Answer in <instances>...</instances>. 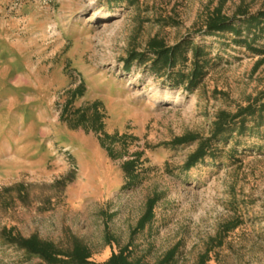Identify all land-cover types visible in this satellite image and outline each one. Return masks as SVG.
Listing matches in <instances>:
<instances>
[{"label":"rangeland","instance_id":"374dc122","mask_svg":"<svg viewBox=\"0 0 264 264\" xmlns=\"http://www.w3.org/2000/svg\"><path fill=\"white\" fill-rule=\"evenodd\" d=\"M260 12L264 0H0V264H43L3 240L10 229L63 250L79 240L94 264L120 250L133 264L171 250L168 264H264V125L190 169L197 142L171 144L264 102V34L241 43L252 32L238 23ZM216 16L235 18L241 36L202 37ZM153 38L206 47L196 90L148 63L128 68Z\"/></svg>","mask_w":264,"mask_h":264},{"label":"trees","instance_id":"16d2710c","mask_svg":"<svg viewBox=\"0 0 264 264\" xmlns=\"http://www.w3.org/2000/svg\"><path fill=\"white\" fill-rule=\"evenodd\" d=\"M238 23L246 25L249 27V32H252L251 39L245 37L240 41L241 43L253 42L264 34V12L246 16ZM224 32L234 33L238 38L241 36V30L237 26L235 18L216 16L206 24L202 37ZM133 62H136L138 66H144L148 63L150 71L158 76L163 75L166 77V83L175 87H183L191 92L196 90L202 83L210 59L206 47L193 43L192 39L184 38L173 46H166L162 40L153 38L149 41L144 52L129 54L126 60L128 68ZM92 118L95 121L101 119L98 113L93 114ZM250 122L253 123L252 127H248ZM263 125L264 102L259 105L249 104L243 108L239 107L233 114L219 112L213 122L209 137H188L187 135L174 139L171 144L180 146L197 142L195 150L186 160V168L190 169L207 158H211L219 151V146L226 144L232 137L241 136L254 130L259 131ZM97 129H102L101 124L98 125ZM107 152L112 156L110 147H108ZM135 166L136 160L127 161L123 164V171L129 178L128 185H131L130 182L137 177L134 172ZM155 202L153 199L147 201L145 213L139 219L136 229L142 230L145 225L151 222ZM2 238L7 244L38 258L43 264H94L90 261L91 252L89 248L76 239L72 240L69 248L63 250L52 242L39 239L36 235L24 238L18 234H13L11 229L5 231ZM174 253V250L168 252L158 264L171 262ZM100 264H133V262L124 250H120Z\"/></svg>","mask_w":264,"mask_h":264},{"label":"bare ground","instance_id":"6f19581e","mask_svg":"<svg viewBox=\"0 0 264 264\" xmlns=\"http://www.w3.org/2000/svg\"><path fill=\"white\" fill-rule=\"evenodd\" d=\"M105 23V22H104ZM90 156H91V158L92 159H94V161L96 162V163H98L99 165L100 164H103V161H102V157H101V155L97 152V151H95V150H91V153H90ZM104 171L106 172V173H109L108 171V168L106 167H104ZM107 178H109V175L107 176ZM111 179V178H110ZM112 182V181H111Z\"/></svg>","mask_w":264,"mask_h":264}]
</instances>
